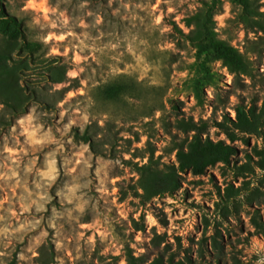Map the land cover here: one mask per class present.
Wrapping results in <instances>:
<instances>
[{"label": "rangeland", "instance_id": "1", "mask_svg": "<svg viewBox=\"0 0 264 264\" xmlns=\"http://www.w3.org/2000/svg\"><path fill=\"white\" fill-rule=\"evenodd\" d=\"M248 2L1 0L22 31L0 23V264H264V136L225 121L264 103ZM204 26L246 68L215 61ZM184 121L232 164L179 172Z\"/></svg>", "mask_w": 264, "mask_h": 264}, {"label": "trees", "instance_id": "2", "mask_svg": "<svg viewBox=\"0 0 264 264\" xmlns=\"http://www.w3.org/2000/svg\"><path fill=\"white\" fill-rule=\"evenodd\" d=\"M245 10H248V0H236ZM0 23L11 25L14 27V31L18 34L21 33L22 27L18 20L9 15L3 8L0 0ZM192 25V24H191ZM195 24L194 26H199ZM203 27L202 25L200 28ZM205 27V26H204ZM203 40L208 44V51L211 53L215 61H222L225 65L231 69L237 67L246 68V62L240 51L235 48L229 42L215 38L207 32V28H203ZM207 51V50H206ZM209 77L210 74L208 73ZM236 117L233 118L231 114H225V121L233 125L239 132H245L250 134H257L264 136V103L261 107L257 105L247 106L243 102L238 104L235 108ZM186 122V121H184ZM188 125L186 129L193 131L190 139L186 142V145H180L177 149L178 158V170L179 172H185L192 169L195 174H204L207 168L216 166L219 163L231 165L233 162V156L237 154V148L228 143L225 140L215 141L208 137H204L203 134L196 130L197 126L194 122H186L183 125ZM218 125H222L219 122ZM229 131L228 128H226ZM228 136L232 141L237 139L236 134L228 132ZM260 159L258 165L264 169V150L258 152ZM171 172L167 178H160L159 185L165 187L168 190H176L180 184L176 180L175 170L176 164L170 165ZM233 192L232 188H230ZM226 194L229 195V188H226ZM129 264H141L138 258L133 254H128ZM149 264H155L151 262Z\"/></svg>", "mask_w": 264, "mask_h": 264}]
</instances>
